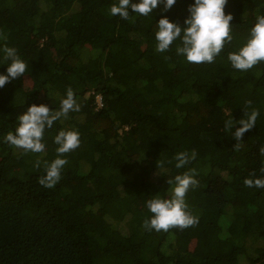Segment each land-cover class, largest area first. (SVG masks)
<instances>
[{"label":"trees","instance_id":"16d2710c","mask_svg":"<svg viewBox=\"0 0 264 264\" xmlns=\"http://www.w3.org/2000/svg\"><path fill=\"white\" fill-rule=\"evenodd\" d=\"M192 2L123 20L108 15L113 0H0V46L29 63L0 88V264H264V189L243 183L264 175V63L238 72L226 62L264 8L228 0L233 40L214 63L196 65L174 49L156 52L154 40L155 20L183 25ZM69 87L80 110L46 129L43 153L3 142L27 106L58 109ZM249 100L260 116L237 149L223 124ZM61 128L78 130L81 144L44 188L37 179ZM185 150L197 157L176 169ZM193 168L199 184L186 202L199 222L144 229L145 201L168 197L167 179Z\"/></svg>","mask_w":264,"mask_h":264},{"label":"clouds","instance_id":"9594fccd","mask_svg":"<svg viewBox=\"0 0 264 264\" xmlns=\"http://www.w3.org/2000/svg\"><path fill=\"white\" fill-rule=\"evenodd\" d=\"M177 0H113L108 15L123 20H134L137 17H148L158 6L163 5L165 11L170 10ZM228 0H193L188 5V15L183 25L163 15L155 20V51L158 53L175 51L188 64H212L233 40L230 23L232 13L225 12ZM264 8V0H259ZM6 34L0 32V41L6 40ZM226 62L231 69L247 72L254 66L264 63V13L256 15L255 22L249 28L243 43L234 46L227 52ZM6 64V71L0 72V88L29 71V63L24 60L16 47L4 44L0 46V65ZM80 104L74 91L69 87L66 95L60 100L59 108L50 107L48 103H32L17 116L14 131L3 136V142L24 153H43L46 148L44 135L54 122L67 119L71 112H78ZM260 110L252 107V101H246L243 114L237 119L229 117L224 121L223 131L241 146L245 132L257 125ZM56 145V156L51 161H44V174L37 182L44 188H54L62 178L64 166L68 163L65 154L77 149L81 144L80 132L76 129L61 128L53 138ZM264 157V147L260 148ZM195 150L179 151L172 158L176 169H185L195 160ZM172 161H169L171 163ZM36 166H40L37 160ZM162 167L163 164L158 165ZM264 172V169H261ZM169 196L153 195L145 201L149 215L143 220L142 227L147 231H164L171 228L185 229L199 222V218L188 210L186 194L190 188L199 184L196 169L178 172L167 179ZM246 187L264 189V175H252L243 181Z\"/></svg>","mask_w":264,"mask_h":264},{"label":"built area","instance_id":"2783aa9c","mask_svg":"<svg viewBox=\"0 0 264 264\" xmlns=\"http://www.w3.org/2000/svg\"><path fill=\"white\" fill-rule=\"evenodd\" d=\"M98 105L101 106L102 105V101H101V97L98 98Z\"/></svg>","mask_w":264,"mask_h":264},{"label":"rangeland","instance_id":"374dc122","mask_svg":"<svg viewBox=\"0 0 264 264\" xmlns=\"http://www.w3.org/2000/svg\"><path fill=\"white\" fill-rule=\"evenodd\" d=\"M98 98H100V96Z\"/></svg>","mask_w":264,"mask_h":264}]
</instances>
